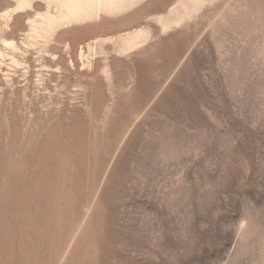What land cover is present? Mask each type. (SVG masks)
<instances>
[{"label": "rangeland", "instance_id": "obj_1", "mask_svg": "<svg viewBox=\"0 0 264 264\" xmlns=\"http://www.w3.org/2000/svg\"><path fill=\"white\" fill-rule=\"evenodd\" d=\"M137 1L0 0V264H264V0Z\"/></svg>", "mask_w": 264, "mask_h": 264}, {"label": "bare ground", "instance_id": "obj_2", "mask_svg": "<svg viewBox=\"0 0 264 264\" xmlns=\"http://www.w3.org/2000/svg\"><path fill=\"white\" fill-rule=\"evenodd\" d=\"M33 1L44 3L45 12L43 14L39 13L36 17L37 19L35 18L36 20H34V22L31 23L32 25L30 26L32 27V31L34 32V34H37L39 36H45L47 34L54 33L55 31H57L58 28L60 29L61 27L64 28L71 26L72 24H79L88 21L92 18L97 19V16L102 14L101 12H106L110 14L114 12H120L123 9H126L127 7H130L135 4L137 0H15L17 8L16 10L23 9L26 6H30ZM171 13L173 14V12ZM180 14L182 15L183 13ZM185 15L183 14V16ZM183 16L178 17V19L176 18V21L172 20V22H174L175 25H178V23L182 20ZM169 24L173 25L172 23ZM169 24L168 26L170 27L171 25ZM164 26L165 25H163L162 27L163 30H167L168 26ZM145 34L146 33L144 30L137 29L125 33L122 36L120 35L121 37L119 38V41L122 42L120 43L123 44V47H125L126 49H133L136 48L142 42V40L144 41ZM97 44L98 40L96 38L95 40L87 44H78V52L76 51V54L79 58L78 61L82 63L83 60L87 58V52L92 51L94 47L97 46ZM88 216L89 212L85 214L80 227L82 226L83 222L88 218Z\"/></svg>", "mask_w": 264, "mask_h": 264}]
</instances>
